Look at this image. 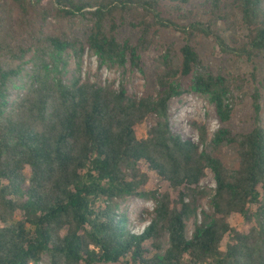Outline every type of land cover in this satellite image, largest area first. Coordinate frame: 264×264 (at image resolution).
<instances>
[{
  "label": "trees",
  "instance_id": "trees-1",
  "mask_svg": "<svg viewBox=\"0 0 264 264\" xmlns=\"http://www.w3.org/2000/svg\"><path fill=\"white\" fill-rule=\"evenodd\" d=\"M236 26L244 34L227 39ZM124 27L139 32L136 43L119 39ZM163 30L182 44L157 58L156 95L131 97L125 77L117 89L82 79L87 51L100 67L144 73ZM200 38L222 54L263 58L264 0H0V264L44 255L50 264H264L262 96L253 94L251 131L228 126L248 80L215 73ZM187 93L205 96L222 124L209 143L195 124L202 151L170 125L171 100ZM232 145L235 168L216 156ZM208 170L213 194L200 185ZM208 195L212 211L199 221ZM133 196L156 204L143 230L119 212L118 200Z\"/></svg>",
  "mask_w": 264,
  "mask_h": 264
},
{
  "label": "rangeland",
  "instance_id": "rangeland-1",
  "mask_svg": "<svg viewBox=\"0 0 264 264\" xmlns=\"http://www.w3.org/2000/svg\"><path fill=\"white\" fill-rule=\"evenodd\" d=\"M200 20L208 21L210 18L204 15H199ZM221 26L225 27L222 23ZM88 27L83 23L77 22L74 26L73 33L86 39ZM243 29L239 26L227 31V39L231 36H242ZM139 32L129 27L120 29L119 39H129L133 43L137 42ZM176 42L178 46L182 44L180 34L171 30H163L157 38L155 44L149 52L145 54L144 73L137 70H132L129 66L124 75L122 69H108L100 67L99 61L93 52L87 51L84 56L81 77L83 80L97 82L100 85L112 84L114 88H118L122 79L127 80L128 94L134 98H142L143 96L156 95L158 87L156 84L157 76V58L163 52L164 47ZM197 50L204 60V63L209 66L215 73H221L227 76L246 78L247 84L243 89L234 91V112L231 121L227 124L237 133H247L255 126V110L253 107V94L256 90L261 93L262 104V124L264 125V57L255 62H250L247 59H238L231 55L222 54L215 45L205 38H200L197 43ZM75 68V62L71 59L70 69ZM256 76V81L254 77ZM25 80L17 81L19 89L13 90V95L10 97V103L13 104L17 100L18 94L23 92L22 85ZM189 81L185 80V84ZM170 125L174 133L181 135L187 140L194 139L199 149L202 151L206 148V143H202L200 139V130L195 125H202L207 128L208 143L213 135L221 128L215 108L211 105L205 96L197 93H187L179 98H174L170 102ZM146 135L145 126L141 127L140 137ZM230 168H235L238 165L239 158L237 147L235 145L222 148L216 153ZM202 188L207 189L213 194L212 190L216 186L214 174L208 170L207 176L200 183ZM119 212L129 218L131 228L134 230H143L147 224L151 222L154 215L156 204L153 200H145L138 197H128L118 200ZM212 211L210 204V195L201 201V209L199 211V221L202 220V212L210 213ZM187 224V236L191 238L195 231L194 221L191 220ZM169 247L168 239L165 240V250ZM38 264H50V257L44 255Z\"/></svg>",
  "mask_w": 264,
  "mask_h": 264
},
{
  "label": "built area",
  "instance_id": "built-area-1",
  "mask_svg": "<svg viewBox=\"0 0 264 264\" xmlns=\"http://www.w3.org/2000/svg\"><path fill=\"white\" fill-rule=\"evenodd\" d=\"M191 141L196 144V141L194 139H192Z\"/></svg>",
  "mask_w": 264,
  "mask_h": 264
}]
</instances>
